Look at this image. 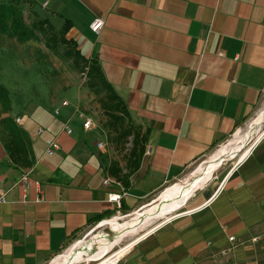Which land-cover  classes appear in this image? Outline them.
<instances>
[{
    "label": "crops",
    "instance_id": "obj_1",
    "mask_svg": "<svg viewBox=\"0 0 264 264\" xmlns=\"http://www.w3.org/2000/svg\"><path fill=\"white\" fill-rule=\"evenodd\" d=\"M31 1L53 25L71 22L81 52L99 60L133 122L149 136L119 204L109 197L121 188L104 183L114 178L117 157L98 148L106 141L96 128H84L78 102H33L17 114L13 107L35 162L16 166L0 140V179L8 190L0 203V264H43L91 226L130 220L235 134L264 99V0ZM97 18L104 21L100 33L91 29ZM67 122L72 134L64 131ZM263 135L221 189L194 193L101 264L122 255L117 264H264ZM50 139L60 144L53 155L46 153ZM25 170L28 188L19 182Z\"/></svg>",
    "mask_w": 264,
    "mask_h": 264
},
{
    "label": "rangeland",
    "instance_id": "obj_2",
    "mask_svg": "<svg viewBox=\"0 0 264 264\" xmlns=\"http://www.w3.org/2000/svg\"><path fill=\"white\" fill-rule=\"evenodd\" d=\"M24 15L28 25L40 19L39 17H35L29 8L24 9ZM56 24L57 25H54V28L47 33V36L40 35L39 39L30 40L25 43L19 42L16 39L0 36V79L10 90L15 113H20L22 108H26V106H29L33 102L46 103L54 107L57 103L68 97L78 102L80 109L87 111L88 115L92 117L96 129L108 143V148H110L115 156L123 162L125 161V155L131 145L127 144L124 149L123 146L114 141L113 138H115L116 133L111 131V128L107 124V119L100 108L99 97L85 86V73L82 72L80 67L76 66L73 58L67 55V51L73 47V44L65 43L63 40H76L72 38L70 32L65 33L63 31V26H58V23ZM52 37H56L57 41L54 42L50 40ZM78 48H80V45ZM263 109L264 99L263 104L241 124L235 134L219 142L209 153L189 167L178 180L172 181L163 187L152 196L150 199L151 202L148 204L149 206L139 212L157 204L173 187L193 183L201 171L214 159L216 154L222 151V149L229 148L237 137L247 133L251 123L257 119L259 113ZM2 117L3 113L0 107V120ZM257 133L250 143L242 151L238 152L237 155L220 161L217 169L214 171L213 177L199 188L194 195H199L204 192H213L217 189L239 159L242 158L246 151L264 134V124ZM186 208L187 205L175 213L182 212ZM164 219V217L160 218L143 230L139 229L136 233L125 235L120 243L107 254L95 258L92 257L93 255L78 258L69 264H101L106 256V258L110 256L113 257L122 252ZM124 221L127 222L128 220ZM124 221H119L115 218L109 220L107 222L108 225L103 227H99L98 224L91 226L84 233L74 238L59 254L49 258L43 264H66L64 260L68 255H77L78 257L80 255L84 256L87 250L92 251L98 248L102 244L103 238L112 231L120 228L126 223ZM89 241L93 244L87 248L83 244ZM58 256L62 257L63 261H55Z\"/></svg>",
    "mask_w": 264,
    "mask_h": 264
},
{
    "label": "trees",
    "instance_id": "obj_3",
    "mask_svg": "<svg viewBox=\"0 0 264 264\" xmlns=\"http://www.w3.org/2000/svg\"><path fill=\"white\" fill-rule=\"evenodd\" d=\"M28 5L35 17L39 15L32 9L31 0H0V36L16 39L25 43L30 40L39 39L40 35L47 36L54 25L47 18L35 20L28 25L24 15V9ZM72 24L65 21L63 31L69 32ZM50 40L56 42V37ZM72 43L73 47L67 51V55L73 58L77 67H80L86 75L85 86L99 97L100 108L107 119L111 131L116 133L114 141L126 148L130 144L125 155V161H113L110 166V174L122 182L125 188H129L131 176L140 166L141 159L146 152L149 130L143 131L142 127L136 125L129 113L124 99L117 93L115 88L107 79L99 60L95 56H88L81 52L79 44L74 40H63ZM1 78V76H0ZM0 107L3 117L0 120V140L7 151L11 161L18 167L31 168L35 158L32 142L26 131L15 122L12 115L13 103L10 90L0 79ZM86 114L87 111L81 109Z\"/></svg>",
    "mask_w": 264,
    "mask_h": 264
},
{
    "label": "bare ground",
    "instance_id": "obj_4",
    "mask_svg": "<svg viewBox=\"0 0 264 264\" xmlns=\"http://www.w3.org/2000/svg\"><path fill=\"white\" fill-rule=\"evenodd\" d=\"M264 124V109L259 113L257 119H255L247 131V133L243 134L236 138L233 144L229 148L222 149L214 159L210 162V164L205 167L196 180L193 183H189L186 185H180L173 187L167 194H165L162 199L155 205L136 213L130 220L124 223L120 228L115 231H112L110 234L106 235L103 238L102 244L92 250H87L84 256H71L68 255L65 257V263L69 264L75 259L84 258L87 256L99 257L104 254L109 253L113 248L120 243L121 239L127 234H133L139 231V229L143 230L145 227L152 225L154 222L162 218L164 215L170 213L174 209L181 206L185 201L190 198L196 190L202 187L209 179L214 175V171L217 169L220 161L223 159L231 158L237 155L238 152L242 151L245 146L253 139L254 135L261 129V126ZM258 134V133H257ZM94 240V239H93ZM99 241V240H98ZM97 242V241H96ZM93 244L91 241L83 244L85 247L89 248L90 245ZM62 257L58 256L55 260L60 262ZM54 261V262H55ZM63 261V260H62Z\"/></svg>",
    "mask_w": 264,
    "mask_h": 264
},
{
    "label": "built area",
    "instance_id": "obj_5",
    "mask_svg": "<svg viewBox=\"0 0 264 264\" xmlns=\"http://www.w3.org/2000/svg\"><path fill=\"white\" fill-rule=\"evenodd\" d=\"M45 5H46V4H44V6H45ZM103 26H104V21H103L102 19H100V18H97V19L92 23V25H91V29H92V31L95 32V33H100V31L102 30ZM69 104H70V102H69L68 100H65V101L62 102V105H63V106H69ZM59 113H60L59 110H56V111H55V114L58 115ZM79 116H80L82 119H84V124H83V126H84V128H85L86 130H90V129L96 128V127H95V124H94V121H93V119H92V117H91L90 115H88V114H86L85 112H83L82 110H80V111H79ZM15 122H16L17 124H20V122H21V117H17V118L15 119ZM64 131H65L66 133H68V134H72V133H73V127H72V125H71L70 122L65 123V125H64ZM42 132H44V128H43V127H41V128L39 129V133H42ZM263 136H264V135H263ZM97 146H98V148H99L100 150H106V149L108 148V143H107V142H99ZM59 148H60V144L58 143V141L55 140V139H50V140H48V142H47L46 153L49 154V155H53V154L55 153V151L58 150ZM249 149H250V148H249ZM235 168H236V165L232 168V170L228 173V175H227L226 177H228V176L234 171ZM225 179H226V178H225ZM225 179H224L223 182L220 184V186H219L218 189H221V188H222L223 183L225 182ZM111 181H114V182H115V183L121 188L122 192H121V193H117V194H110L109 199H110L111 201H114V202H117V203L120 204L122 197L125 196V195L127 194L126 188H125V186L123 185L122 182L116 180L115 178H113V179H112V178H107V179L104 181V183L107 185V184H109ZM19 182L23 183L24 186H26V188H28V187L30 186V170H25V171H23V173H22V175H21V177H20ZM38 188H39V185H38ZM0 191H1V195H0V203H1V202H5V201H6V196H7L8 190H6V189L4 188L3 181H2L1 179H0ZM217 193H218V192H217ZM229 240H230V242L234 243V242H235V237H230ZM229 252H230V249H226V250H223V251H222V254H223V255H227ZM122 256H123V255H122ZM122 256L119 257V258L117 259L116 263H114V264H117V263L121 260Z\"/></svg>",
    "mask_w": 264,
    "mask_h": 264
},
{
    "label": "water",
    "instance_id": "obj_6",
    "mask_svg": "<svg viewBox=\"0 0 264 264\" xmlns=\"http://www.w3.org/2000/svg\"><path fill=\"white\" fill-rule=\"evenodd\" d=\"M247 154H248V152H246V153L243 155V157L239 159V162H241Z\"/></svg>",
    "mask_w": 264,
    "mask_h": 264
}]
</instances>
